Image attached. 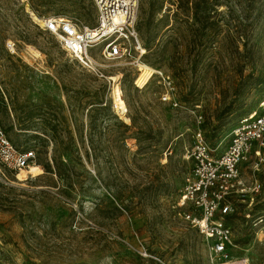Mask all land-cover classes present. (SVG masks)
I'll return each instance as SVG.
<instances>
[{
  "label": "rangeland",
  "instance_id": "1",
  "mask_svg": "<svg viewBox=\"0 0 264 264\" xmlns=\"http://www.w3.org/2000/svg\"><path fill=\"white\" fill-rule=\"evenodd\" d=\"M197 1L183 16L179 0H138L140 50L106 62L97 44L98 78L41 29L48 18L94 27L91 0H0V127L43 169L0 166L1 263L224 264L178 200L194 133L222 153L264 96V0ZM239 173L261 189L225 200L229 264H264V152Z\"/></svg>",
  "mask_w": 264,
  "mask_h": 264
},
{
  "label": "built area",
  "instance_id": "2",
  "mask_svg": "<svg viewBox=\"0 0 264 264\" xmlns=\"http://www.w3.org/2000/svg\"><path fill=\"white\" fill-rule=\"evenodd\" d=\"M96 10V24L89 28L78 19L48 18L41 29L54 36L61 49L73 61L105 78L100 64L91 56L90 50L102 43V60L115 61L140 50L135 31L138 0H91ZM110 83V80L107 79ZM168 85H170L168 83ZM163 101H170L166 94ZM264 152V96L247 115L241 117L230 133L225 150L217 155L196 131L193 146L186 152L192 163L187 175L178 207L188 210L182 213L184 221L210 244V261L230 263L227 252L231 234L222 217L231 212L226 198L247 193L257 194L261 189L253 180L250 187L240 178L239 168L251 160H261ZM33 151L16 150L0 127V166L10 172H26L41 175L43 169L35 163ZM32 168L37 172H30ZM218 215V218H217ZM0 264H4L1 263Z\"/></svg>",
  "mask_w": 264,
  "mask_h": 264
},
{
  "label": "bare ground",
  "instance_id": "3",
  "mask_svg": "<svg viewBox=\"0 0 264 264\" xmlns=\"http://www.w3.org/2000/svg\"><path fill=\"white\" fill-rule=\"evenodd\" d=\"M32 18L34 21H36L37 23L41 24L42 21H39L34 15H32ZM143 53V51H142ZM110 82L114 81L115 82V78H109ZM113 106L115 108V110L117 111V113L119 114L118 116H120L121 119L127 121L126 115L128 113L127 110V106L124 102V100L121 98L119 89H118V85H114L113 88ZM20 173H25L24 171L20 172Z\"/></svg>",
  "mask_w": 264,
  "mask_h": 264
},
{
  "label": "trees",
  "instance_id": "4",
  "mask_svg": "<svg viewBox=\"0 0 264 264\" xmlns=\"http://www.w3.org/2000/svg\"><path fill=\"white\" fill-rule=\"evenodd\" d=\"M200 1L197 0H179V14L186 16L188 12L194 11L195 15L199 8Z\"/></svg>",
  "mask_w": 264,
  "mask_h": 264
}]
</instances>
